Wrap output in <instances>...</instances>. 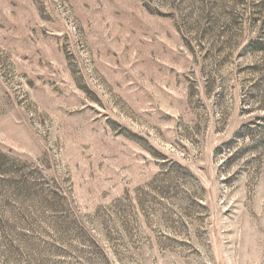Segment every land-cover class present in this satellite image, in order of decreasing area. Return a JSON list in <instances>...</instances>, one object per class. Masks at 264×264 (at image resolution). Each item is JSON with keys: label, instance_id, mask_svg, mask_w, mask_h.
<instances>
[{"label": "rangeland", "instance_id": "1", "mask_svg": "<svg viewBox=\"0 0 264 264\" xmlns=\"http://www.w3.org/2000/svg\"><path fill=\"white\" fill-rule=\"evenodd\" d=\"M0 264H264V0H0Z\"/></svg>", "mask_w": 264, "mask_h": 264}]
</instances>
